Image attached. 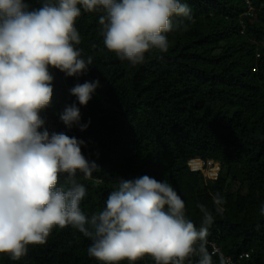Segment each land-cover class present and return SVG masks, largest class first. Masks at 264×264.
<instances>
[{
  "label": "trees",
  "instance_id": "1",
  "mask_svg": "<svg viewBox=\"0 0 264 264\" xmlns=\"http://www.w3.org/2000/svg\"><path fill=\"white\" fill-rule=\"evenodd\" d=\"M26 2L40 6V0ZM183 2L192 19L174 17L173 23L187 28L167 33V52L152 49L136 65L106 49L99 14L82 10L76 47L85 59L92 57V64L79 78L51 69L53 98L43 115L51 130L83 139V154L100 166L93 178L81 180L87 188L80 205L86 215L105 206L118 178L148 175L173 186L197 228V203L212 210L207 247L220 251L214 252L215 264L220 257L231 264H264L259 214L264 204V0ZM93 80L100 86L92 99L86 106L77 104L88 127L68 131L58 113L76 100L69 89ZM191 158L216 163V177L190 171ZM215 193L224 197L222 213L214 210ZM90 244L72 226L56 227L44 244L28 245L19 260L0 253V264H102L87 255ZM189 260L197 264L198 258ZM134 264L155 261L145 254Z\"/></svg>",
  "mask_w": 264,
  "mask_h": 264
},
{
  "label": "clouds",
  "instance_id": "2",
  "mask_svg": "<svg viewBox=\"0 0 264 264\" xmlns=\"http://www.w3.org/2000/svg\"><path fill=\"white\" fill-rule=\"evenodd\" d=\"M82 10L99 14L106 49L131 65L152 49L167 52L166 34L187 28L174 17L192 19L183 0H40L38 8L26 0H0V253L19 260L28 245L44 244L54 228L70 225L91 240L87 255L102 264H134L145 254L155 264H185L190 257L215 264L207 247L212 210L197 203V228L166 181L118 178L100 211H82L87 188L81 180L93 178L100 166L83 154V139L51 130L43 115L53 98L51 69L79 78L92 64L76 47ZM99 86L93 80L69 89L76 100L58 113L68 131L86 130L77 104L86 106ZM212 200L222 213L224 197L215 193ZM259 214L264 217V204ZM219 264H226L223 257Z\"/></svg>",
  "mask_w": 264,
  "mask_h": 264
},
{
  "label": "built area",
  "instance_id": "3",
  "mask_svg": "<svg viewBox=\"0 0 264 264\" xmlns=\"http://www.w3.org/2000/svg\"><path fill=\"white\" fill-rule=\"evenodd\" d=\"M187 167L192 172H200L206 178L213 179L216 177L218 172V165L212 161H202L199 158H191L187 161ZM212 252L220 254V251L217 247L211 244ZM226 263L231 264L228 258H225Z\"/></svg>",
  "mask_w": 264,
  "mask_h": 264
}]
</instances>
